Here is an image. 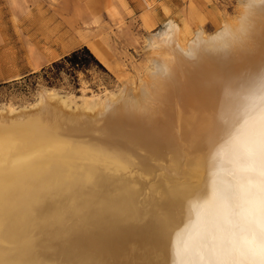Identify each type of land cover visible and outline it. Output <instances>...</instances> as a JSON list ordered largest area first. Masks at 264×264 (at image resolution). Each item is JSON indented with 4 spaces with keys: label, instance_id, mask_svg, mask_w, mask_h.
<instances>
[{
    "label": "bare ground",
    "instance_id": "bare-ground-1",
    "mask_svg": "<svg viewBox=\"0 0 264 264\" xmlns=\"http://www.w3.org/2000/svg\"><path fill=\"white\" fill-rule=\"evenodd\" d=\"M221 25L167 23L117 97L0 113V264H264V0Z\"/></svg>",
    "mask_w": 264,
    "mask_h": 264
},
{
    "label": "rangeland",
    "instance_id": "rangeland-1",
    "mask_svg": "<svg viewBox=\"0 0 264 264\" xmlns=\"http://www.w3.org/2000/svg\"><path fill=\"white\" fill-rule=\"evenodd\" d=\"M242 1L0 0V113L29 111L48 93L79 110L83 97L97 103L117 97L130 81L148 79L149 41L167 23L176 25L183 44L201 29L211 35L235 19ZM83 46L103 68L76 77L61 69L53 83L40 73Z\"/></svg>",
    "mask_w": 264,
    "mask_h": 264
},
{
    "label": "trees",
    "instance_id": "trees-1",
    "mask_svg": "<svg viewBox=\"0 0 264 264\" xmlns=\"http://www.w3.org/2000/svg\"><path fill=\"white\" fill-rule=\"evenodd\" d=\"M91 67L103 68L91 51L83 46L70 52L59 61L53 62L47 69H42L40 73L46 77L49 83H53L60 75L61 69H66V73L76 77L77 72L87 70ZM39 73L33 74L37 76Z\"/></svg>",
    "mask_w": 264,
    "mask_h": 264
}]
</instances>
